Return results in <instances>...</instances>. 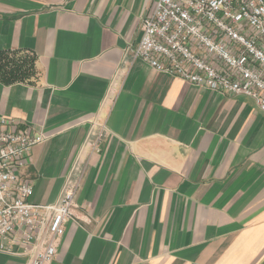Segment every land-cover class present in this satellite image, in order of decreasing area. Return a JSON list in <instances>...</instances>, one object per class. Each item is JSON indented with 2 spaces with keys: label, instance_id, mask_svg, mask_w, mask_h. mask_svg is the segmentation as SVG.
<instances>
[{
  "label": "crops",
  "instance_id": "0c3cea01",
  "mask_svg": "<svg viewBox=\"0 0 264 264\" xmlns=\"http://www.w3.org/2000/svg\"><path fill=\"white\" fill-rule=\"evenodd\" d=\"M156 1L0 0V50L35 57L0 81V115L42 137L30 201L79 180L48 264H264V112L132 57Z\"/></svg>",
  "mask_w": 264,
  "mask_h": 264
},
{
  "label": "built area",
  "instance_id": "2783aa9c",
  "mask_svg": "<svg viewBox=\"0 0 264 264\" xmlns=\"http://www.w3.org/2000/svg\"><path fill=\"white\" fill-rule=\"evenodd\" d=\"M140 28L133 58L192 84L252 98L264 112V0H157ZM41 141L0 115V251L20 246L26 264L51 261L79 188V180L69 183L57 203L30 201L33 185L22 171Z\"/></svg>",
  "mask_w": 264,
  "mask_h": 264
},
{
  "label": "trees",
  "instance_id": "16d2710c",
  "mask_svg": "<svg viewBox=\"0 0 264 264\" xmlns=\"http://www.w3.org/2000/svg\"><path fill=\"white\" fill-rule=\"evenodd\" d=\"M36 75L35 57L19 50H0V81L31 82Z\"/></svg>",
  "mask_w": 264,
  "mask_h": 264
}]
</instances>
